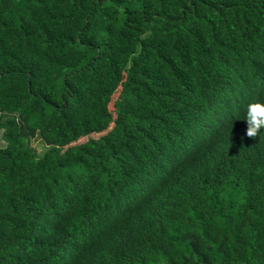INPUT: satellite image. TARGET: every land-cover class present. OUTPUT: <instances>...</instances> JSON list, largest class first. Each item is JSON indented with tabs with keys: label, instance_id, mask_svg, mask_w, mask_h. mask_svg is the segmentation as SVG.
Segmentation results:
<instances>
[{
	"label": "trees",
	"instance_id": "trees-1",
	"mask_svg": "<svg viewBox=\"0 0 264 264\" xmlns=\"http://www.w3.org/2000/svg\"><path fill=\"white\" fill-rule=\"evenodd\" d=\"M256 101L264 0H0V264H264Z\"/></svg>",
	"mask_w": 264,
	"mask_h": 264
},
{
	"label": "clouds",
	"instance_id": "clouds-1",
	"mask_svg": "<svg viewBox=\"0 0 264 264\" xmlns=\"http://www.w3.org/2000/svg\"><path fill=\"white\" fill-rule=\"evenodd\" d=\"M242 120L246 124V137L255 139L260 136L261 130H264V102L249 103Z\"/></svg>",
	"mask_w": 264,
	"mask_h": 264
},
{
	"label": "rangeland",
	"instance_id": "rangeland-1",
	"mask_svg": "<svg viewBox=\"0 0 264 264\" xmlns=\"http://www.w3.org/2000/svg\"><path fill=\"white\" fill-rule=\"evenodd\" d=\"M84 141V140H81V142ZM27 144L30 148H32L37 155H41L43 153V151L45 150V145L44 143L42 142V140L40 138H35V139H29L27 141ZM5 146V143L4 141L2 140V137H1V131H0V148L4 147Z\"/></svg>",
	"mask_w": 264,
	"mask_h": 264
}]
</instances>
